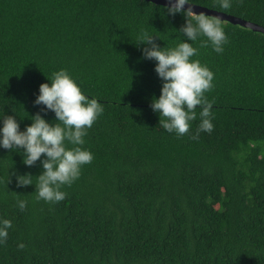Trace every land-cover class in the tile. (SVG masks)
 <instances>
[{
    "label": "trees",
    "instance_id": "16d2710c",
    "mask_svg": "<svg viewBox=\"0 0 264 264\" xmlns=\"http://www.w3.org/2000/svg\"><path fill=\"white\" fill-rule=\"evenodd\" d=\"M214 3L192 0L264 26V0ZM166 6L0 0V114L14 115L23 130L44 107L33 103L39 85L61 68L104 108L82 146L93 159L63 186L61 201L18 186L24 173L36 183L40 161L26 166L15 149L0 148V218L12 221L0 264H264V35L220 19L222 53L194 44L193 58L214 73L205 93L213 129L197 134L198 106L178 136L150 106L161 80L135 42L141 29L160 46L183 39L176 29L184 16ZM41 115L55 119L51 110ZM18 199L27 201L23 210Z\"/></svg>",
    "mask_w": 264,
    "mask_h": 264
},
{
    "label": "clouds",
    "instance_id": "9594fccd",
    "mask_svg": "<svg viewBox=\"0 0 264 264\" xmlns=\"http://www.w3.org/2000/svg\"><path fill=\"white\" fill-rule=\"evenodd\" d=\"M214 6L229 9L231 0H215ZM166 11L184 16V24L176 29L183 39L174 47L160 46L154 38L158 36L141 29L135 40L145 45L143 56L156 61L154 71L161 80L160 94L151 99L150 106L158 113L162 129L178 136L189 131L199 106L197 134L211 132L212 101L205 93L213 87L214 73L193 58L198 55L194 44L211 46L216 53H222L228 42L224 25L219 17L193 11L192 0H169ZM33 103L44 107L30 116L31 123L23 130L14 115L0 114V148L15 149L26 166L39 160L43 171L35 176L36 183H33L34 176L24 173L16 176L17 184L35 185L36 199L55 203L65 199L63 186H70L79 178L82 166L91 163L93 153L82 146L88 129L104 108L95 96L86 95L64 68L54 71L47 82L39 85ZM48 110L54 113V120L41 115ZM16 204L23 210L27 201L18 199ZM11 226L9 218H0V244L6 242ZM17 246L23 248L24 244L20 242Z\"/></svg>",
    "mask_w": 264,
    "mask_h": 264
},
{
    "label": "water",
    "instance_id": "95a60500",
    "mask_svg": "<svg viewBox=\"0 0 264 264\" xmlns=\"http://www.w3.org/2000/svg\"><path fill=\"white\" fill-rule=\"evenodd\" d=\"M152 1L154 3H159V4H163V5H168L169 4V0H149ZM184 7H187V5H185ZM193 11L199 13V12H203L205 14H208L210 16H216L219 17L220 19H227L233 23H239L243 26L249 27L250 29L254 30V31H258L261 32L264 35V26H261L259 24L250 22V21H246L231 15H227L223 12L220 11H216V10H212L203 6H199V5H194L193 4Z\"/></svg>",
    "mask_w": 264,
    "mask_h": 264
}]
</instances>
